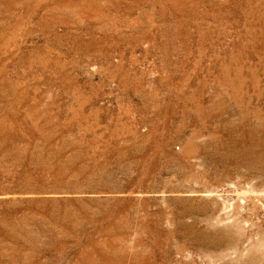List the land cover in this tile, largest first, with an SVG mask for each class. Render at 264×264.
Listing matches in <instances>:
<instances>
[{
  "label": "rangeland",
  "instance_id": "1",
  "mask_svg": "<svg viewBox=\"0 0 264 264\" xmlns=\"http://www.w3.org/2000/svg\"><path fill=\"white\" fill-rule=\"evenodd\" d=\"M0 264H264V0H0Z\"/></svg>",
  "mask_w": 264,
  "mask_h": 264
}]
</instances>
